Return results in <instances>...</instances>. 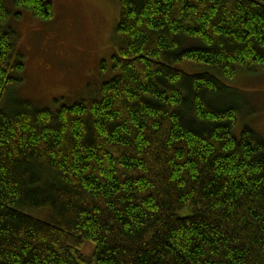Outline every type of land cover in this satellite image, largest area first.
I'll use <instances>...</instances> for the list:
<instances>
[{
    "label": "trees",
    "instance_id": "16d2710c",
    "mask_svg": "<svg viewBox=\"0 0 264 264\" xmlns=\"http://www.w3.org/2000/svg\"><path fill=\"white\" fill-rule=\"evenodd\" d=\"M7 3L0 100L25 70ZM117 5L113 74L91 98L0 108V264H264V138L234 133L244 92L225 81L264 68V0Z\"/></svg>",
    "mask_w": 264,
    "mask_h": 264
},
{
    "label": "rangeland",
    "instance_id": "374dc122",
    "mask_svg": "<svg viewBox=\"0 0 264 264\" xmlns=\"http://www.w3.org/2000/svg\"><path fill=\"white\" fill-rule=\"evenodd\" d=\"M49 1L54 16L41 20L27 10L16 17L18 10L8 0L18 44L25 54V70L23 80L10 86L0 100V108L9 98H28L38 107L51 109L72 105L91 98L113 74L112 57L118 47L117 0ZM103 60L106 71L101 69ZM181 68L192 73L201 70L187 64ZM225 81L244 92L234 133L240 136L243 127L249 126L264 138V68ZM39 216L46 214L40 212ZM93 250L91 242L81 247L85 256H91Z\"/></svg>",
    "mask_w": 264,
    "mask_h": 264
}]
</instances>
